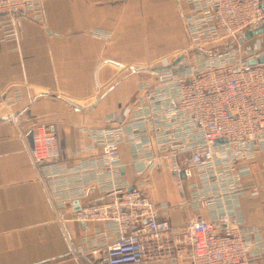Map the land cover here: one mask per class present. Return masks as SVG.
<instances>
[{
	"label": "built area",
	"instance_id": "built-area-1",
	"mask_svg": "<svg viewBox=\"0 0 264 264\" xmlns=\"http://www.w3.org/2000/svg\"><path fill=\"white\" fill-rule=\"evenodd\" d=\"M42 1L0 0V29L6 40L18 37L24 18L43 21ZM186 3L184 25L191 46L177 56H184L181 69L155 83L143 81L124 115L112 113L107 126L90 129V161L75 173L61 175L62 189L55 192L65 202L81 200L89 181L74 186L76 174L86 173L88 165L106 172L99 181L103 194L74 211L78 222L104 226L93 239L101 249L97 264H147L150 251L171 264H256L264 256V238L260 230L246 226L240 203L248 194L242 180L249 172L240 163L264 151V49L238 44L223 52L200 51L229 39L238 43L239 33L264 20V0ZM21 103L19 96L0 92V110ZM23 138L38 166L59 159L53 124L34 123ZM123 145L129 160L122 157ZM121 166L135 174L133 183L123 179ZM165 171L182 199L189 188L190 202L197 208L208 206L210 212V218L197 214L186 232L174 236L169 234L168 205L148 194L152 173ZM13 191V186L0 188L3 205L18 207L8 197ZM159 211L163 218H158ZM83 251L72 249V255L80 258Z\"/></svg>",
	"mask_w": 264,
	"mask_h": 264
},
{
	"label": "crops",
	"instance_id": "crops-1",
	"mask_svg": "<svg viewBox=\"0 0 264 264\" xmlns=\"http://www.w3.org/2000/svg\"><path fill=\"white\" fill-rule=\"evenodd\" d=\"M42 2L43 21L24 18L16 39L6 40L0 29V92L22 100L16 109L0 110V188L13 186L14 194L7 196L18 201V207H7L0 196V264H97L101 249L93 239L104 226L78 222L74 211L103 194L99 181L106 172L89 165L86 173L78 172L72 183L89 181L87 196L72 202L55 193L62 189L61 175L90 161V129L107 126L112 113L124 115L143 81L155 83L173 72L163 70L191 46L184 25L189 5L186 0ZM39 121L54 125L60 144L59 159L43 168L23 138ZM121 153L131 158L126 145ZM240 165L249 168L242 180L248 191L240 198L242 216L264 238V151ZM121 174L133 183L128 166H121ZM151 178L148 194L168 205L170 235L186 232L197 214L210 218L208 206L190 202L189 188L182 199L168 172H153ZM72 249L84 255L75 258ZM150 256L147 264H171L152 251ZM256 264H264V256Z\"/></svg>",
	"mask_w": 264,
	"mask_h": 264
},
{
	"label": "water",
	"instance_id": "water-1",
	"mask_svg": "<svg viewBox=\"0 0 264 264\" xmlns=\"http://www.w3.org/2000/svg\"><path fill=\"white\" fill-rule=\"evenodd\" d=\"M263 33H264V20H262L259 24H257L253 28L249 29L248 31L239 33L238 43L234 39H229L227 42H225L221 46L214 48L212 51L213 52H223V51L235 49L238 47V44L242 45L245 42H247L248 40L252 39L253 37L259 36ZM183 59H184V56L182 55L179 58H177V61L175 62L174 65L169 66L166 70H163V71L175 72V71L181 69V67L176 68L174 66L177 65L178 63H181ZM251 62L254 63L255 61L252 59ZM158 71L161 72L162 70L159 69ZM122 171H123V169H122ZM132 188L133 187L131 186L130 189H132ZM76 203H78V202H76Z\"/></svg>",
	"mask_w": 264,
	"mask_h": 264
},
{
	"label": "rangeland",
	"instance_id": "rangeland-1",
	"mask_svg": "<svg viewBox=\"0 0 264 264\" xmlns=\"http://www.w3.org/2000/svg\"><path fill=\"white\" fill-rule=\"evenodd\" d=\"M217 45L218 44H216V43L206 45L205 47L201 48L200 51L209 53L215 47H217ZM263 46H264V34H261L259 36H255L252 39H250L244 43V47L248 48V49H258V48H261Z\"/></svg>",
	"mask_w": 264,
	"mask_h": 264
}]
</instances>
